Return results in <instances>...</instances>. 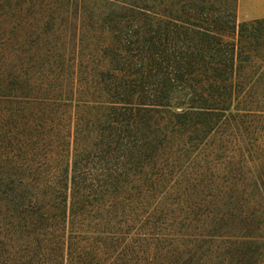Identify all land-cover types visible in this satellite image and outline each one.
Segmentation results:
<instances>
[{"label":"trees","instance_id":"obj_1","mask_svg":"<svg viewBox=\"0 0 264 264\" xmlns=\"http://www.w3.org/2000/svg\"><path fill=\"white\" fill-rule=\"evenodd\" d=\"M237 7L0 0V264H264V19Z\"/></svg>","mask_w":264,"mask_h":264},{"label":"rangeland","instance_id":"obj_2","mask_svg":"<svg viewBox=\"0 0 264 264\" xmlns=\"http://www.w3.org/2000/svg\"><path fill=\"white\" fill-rule=\"evenodd\" d=\"M251 9H256V12L264 11V0H238L237 7V24L250 23L255 20L264 19V17H253L249 12ZM253 45L264 48V31L261 32V37H257ZM255 68L259 66V63L252 64ZM263 68V65H260ZM259 95L260 99L264 98ZM255 97V96H254ZM264 103V101H262Z\"/></svg>","mask_w":264,"mask_h":264},{"label":"crops","instance_id":"obj_3","mask_svg":"<svg viewBox=\"0 0 264 264\" xmlns=\"http://www.w3.org/2000/svg\"><path fill=\"white\" fill-rule=\"evenodd\" d=\"M253 17H264V11L256 12V9H251L249 12Z\"/></svg>","mask_w":264,"mask_h":264}]
</instances>
